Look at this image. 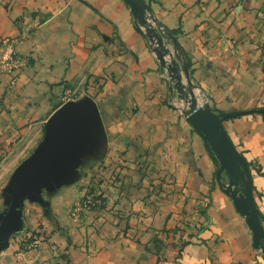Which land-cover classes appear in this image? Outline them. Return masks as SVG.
I'll use <instances>...</instances> for the list:
<instances>
[{
    "label": "crops",
    "instance_id": "0c3cea01",
    "mask_svg": "<svg viewBox=\"0 0 264 264\" xmlns=\"http://www.w3.org/2000/svg\"><path fill=\"white\" fill-rule=\"evenodd\" d=\"M153 10L167 28H181L175 36L193 63L195 77L207 84L218 107L229 111L263 102L264 0H157ZM132 19L125 0H0V40L19 36L40 22L17 44V52L30 60L27 67L17 77L0 73V213L7 209L5 183L42 141L48 118L63 105V94L84 88L90 76L109 75L113 79L105 81L102 93L116 102L117 109L120 102L137 109L126 110L133 124L110 129L113 148L121 150L125 138L133 139L134 144L128 145L131 155L152 144L170 148L177 182L171 197L175 203L165 201L154 211L153 204L142 198L145 189L113 187L112 192L107 190L115 203L112 211L90 213L87 223L67 226L65 231L57 230L56 222H45L46 229L54 230L50 241L57 245L43 244V264H264L234 203L214 185L216 168L205 141L190 133V125L182 119L177 126L179 115L160 104L168 86ZM231 42L239 57L225 56ZM220 57L221 72L216 75L208 62ZM157 117L151 135L149 121ZM224 127L247 160L255 158L260 164L261 170L251 174L255 201L264 218V118H229ZM180 142V148L191 143L181 155L174 151ZM86 167L77 183L61 187L50 198L55 221L64 213L67 196L79 199L81 185L90 176ZM184 182L192 198L208 200L205 216L199 218L205 228L192 231V242L183 246L181 255L178 239L157 255L147 246L153 245L156 233L177 225L176 198ZM22 211L20 234L44 217L36 204L26 202ZM60 232L67 233L70 243ZM19 245L12 238L0 252V264L35 261L34 252L19 255ZM63 252L64 258L58 257Z\"/></svg>",
    "mask_w": 264,
    "mask_h": 264
},
{
    "label": "rangeland",
    "instance_id": "374dc122",
    "mask_svg": "<svg viewBox=\"0 0 264 264\" xmlns=\"http://www.w3.org/2000/svg\"><path fill=\"white\" fill-rule=\"evenodd\" d=\"M126 2V0H125ZM157 2V0H144L146 5L145 11L143 14H135L132 11L131 6L127 3L129 9L132 13V20L139 32L145 38L147 45L157 61L159 62L161 77L163 81L168 86V93L164 100L161 99L160 104H166L169 109L176 112L179 115L177 120V126L180 125L181 119L183 122H186L190 125V133H196L199 136V132L194 128L191 122L187 119L186 115L191 109L192 105V95L191 89L195 95L197 103L199 106L208 103L212 109L215 111L221 112H238V111H246L247 113L234 116L235 117H248V116H261L264 118V113H260L258 111H250V110H259L264 109V100L261 104H257L255 107L246 108V109H233L226 110V108L221 109L218 107V103L215 100L213 92L206 87L207 84L205 82L199 81L195 75V68L193 67V63L188 58L186 52L181 48L175 34L169 33V30H175L177 35L182 33L181 28L170 29L167 28L155 15L153 10V3ZM42 18L39 19L41 21ZM35 22L33 25L29 27V29L35 28V26L40 22ZM28 29V30H29ZM22 31L19 36L11 37L12 43L15 49V55L19 58H23L24 65L19 70L18 75L27 67L30 62L29 58L23 55H20L17 52V44L21 38H24L29 31ZM5 38V37H4ZM174 39L179 45H176ZM230 39V38H228ZM3 38L0 40V45L2 44ZM230 50L225 51V56L235 55L237 57L240 56L239 52L236 49V44L231 42ZM207 56H211L207 54ZM166 63V66L162 65V60ZM221 57L220 59H216V61L209 58V69L213 71L212 73L218 75L221 72ZM173 61H176L180 67V74L182 77V88L183 91H180L176 86V79H174L171 75V71L167 68L168 65H171ZM187 64L189 70V78L188 80L186 73L183 70V66ZM104 80V81H101ZM112 80V76H100L88 78L86 85L84 88L80 89L78 87L73 89H68L65 94H63L60 104L67 103L69 101H80V100H88V102H93L94 109L97 112V120L99 124V133L96 140L95 149L86 155H84L81 159L80 164L77 166V177L73 178L71 181L67 183H63L55 187L52 190H48L46 187L42 189L43 202L33 201L30 199H26L25 203L36 204L39 207L40 214L42 213L44 217L38 219V223L33 225V227L28 228L24 233L20 234L22 230L15 231L10 235V240L12 238H16L19 240V255H24L28 252H34L36 259L34 258L31 264H43L42 260V246L44 243H47L49 247L53 245H57V241H50L51 235L53 231H50L45 228L44 224L47 220L51 222H56L57 230L65 231V228L81 226L86 221L89 220L90 213L94 212H107L112 211L114 208V200L113 197L107 193V190H114V188L121 189L126 188L127 185L129 187L145 189L146 193L142 197L149 203L153 204L154 211L160 210V207L164 204L165 201L171 202L173 199L172 195L176 191L177 182L173 179V174H175V166H172V153L171 149L165 146L161 148H155L156 144L150 145L148 148L142 149L139 148L135 150L134 155H131L130 148L128 145L134 144L132 140L129 142L127 138H125L124 143L125 146L122 147L121 150H117L116 147L113 148L111 137L112 132L110 129L113 128H123L129 124H133L130 122L131 116L127 113V108L132 110V112H136L137 109L133 107H127L125 102H120L117 109L115 106L116 102H113L110 98L106 97L107 95L103 92V87L105 86V81ZM96 84V85H95ZM106 95V96H105ZM124 109V111H122ZM124 115V116H122ZM159 117L155 119H151L149 121L148 131L152 133L156 129V121H159ZM157 121V122H158ZM225 121V120H224ZM223 121V124H224ZM250 131V130H249ZM44 136V135H43ZM204 140V138L201 136ZM193 141V140H192ZM205 141V140H204ZM185 143L182 148H180L181 142L177 149L174 151L178 154H182V149L189 150L191 143ZM206 145L207 142L205 141ZM235 145V144H234ZM236 146V145H235ZM208 150L211 158L213 159L215 165V172L213 171V181L214 185H219V187L224 191L223 187H226L228 184V177L225 172L221 175V180L217 178V170L219 168V160L216 154L210 150L208 144ZM237 148V146H236ZM241 154L244 153L239 147L237 148ZM212 152L215 154L216 159L214 158ZM246 158V156L243 154ZM247 160V158H246ZM249 164L250 171L257 170L260 171V164L257 159L247 160ZM87 166V167H86ZM86 167V176L90 174L89 179H87V183L81 185V195L79 199L75 198L72 200L70 196H67L64 201V213L59 218L55 217L54 220V211L51 206V197L54 196L61 187L64 186H72L77 183L80 178L79 176L83 175L82 169ZM252 175V174H251ZM10 179L5 183L3 190L8 187L10 183ZM179 185V182H178ZM254 188V186H253ZM254 190V189H253ZM180 197L176 198L177 207L180 208L177 211L179 218L176 217L178 223L173 228H165L161 230V232L156 233L153 239V245L150 247L147 246V249L152 251L153 253L160 255L161 251L164 250L166 245H175V240L178 239L177 247H180L179 255L182 254V248L184 245L192 242V231L204 229V226H201L202 221L199 218L205 216L208 200L204 198H192L190 192L187 191L186 183L184 182ZM106 194V195H105ZM226 194V193H225ZM255 195V194H254ZM227 196L232 200V198L227 194ZM255 197V196H254ZM77 199V200H76ZM233 202V200H232ZM234 203V202H233ZM235 205V204H234ZM236 207V206H235ZM43 210V211H42ZM237 210V209H236ZM36 210H33V212ZM4 212V211H3ZM1 212V213H3ZM238 212V210H237ZM175 214V212H172ZM241 217V220L244 222V225L248 228L250 237L253 243L252 232L247 225L244 216L238 212ZM262 224H263V220ZM62 223V224H61ZM62 225V226H61ZM264 227V224H263ZM64 229V230H61ZM56 231V230H55ZM69 229L66 230L68 232ZM66 232H60L61 235L66 236L67 241L70 243V237ZM254 245V243H253ZM9 247V246H8ZM7 247V248H8ZM255 248L263 255V252L260 248ZM7 248L1 250L4 251ZM0 251V252H1ZM62 252V251H61ZM65 253L58 254V257L64 258ZM264 257V255H263ZM161 257H159V260Z\"/></svg>",
    "mask_w": 264,
    "mask_h": 264
},
{
    "label": "water",
    "instance_id": "95a60500",
    "mask_svg": "<svg viewBox=\"0 0 264 264\" xmlns=\"http://www.w3.org/2000/svg\"><path fill=\"white\" fill-rule=\"evenodd\" d=\"M126 2L135 14L144 13V0ZM174 42L177 45L175 39ZM161 60L162 65L166 66L162 57ZM167 68L176 79L177 88L183 91L179 64L173 61ZM183 70L190 80L187 64ZM190 91L192 105L186 117L216 154L219 160L217 178L221 180L222 173H226L228 184L223 189L232 198L238 212L244 216L252 232L254 245L264 255V227L254 197L249 164L232 142L223 124L224 120L247 112L215 111L208 103L199 106L192 89ZM94 108L93 102L88 100L69 101L48 118L42 141L17 167L8 187L3 190L7 209L0 213V251L9 246L10 235L22 229V210L26 199L44 203L43 188L52 190L77 177V166L82 157L91 153L96 146L99 124ZM250 111L264 113V109Z\"/></svg>",
    "mask_w": 264,
    "mask_h": 264
},
{
    "label": "built area",
    "instance_id": "2783aa9c",
    "mask_svg": "<svg viewBox=\"0 0 264 264\" xmlns=\"http://www.w3.org/2000/svg\"><path fill=\"white\" fill-rule=\"evenodd\" d=\"M24 65L23 58L15 55L11 37H5L0 45V73L12 74L17 77L19 70Z\"/></svg>",
    "mask_w": 264,
    "mask_h": 264
},
{
    "label": "trees",
    "instance_id": "16d2710c",
    "mask_svg": "<svg viewBox=\"0 0 264 264\" xmlns=\"http://www.w3.org/2000/svg\"><path fill=\"white\" fill-rule=\"evenodd\" d=\"M168 31H169V33H172V34H175V35H177V32L175 31V30H169V29H167ZM177 45H179L178 43H177ZM229 119V118H228ZM207 146H208V143H207ZM212 154H213V156H214V158L216 159V156H215V154L212 152ZM217 160V159H216ZM259 215H260V217H261V220H263L264 218H263V215L261 214V212H259Z\"/></svg>",
    "mask_w": 264,
    "mask_h": 264
}]
</instances>
